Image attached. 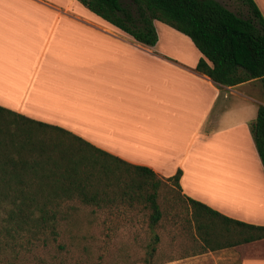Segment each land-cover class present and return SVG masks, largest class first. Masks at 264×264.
Instances as JSON below:
<instances>
[{
	"label": "crops",
	"instance_id": "1",
	"mask_svg": "<svg viewBox=\"0 0 264 264\" xmlns=\"http://www.w3.org/2000/svg\"><path fill=\"white\" fill-rule=\"evenodd\" d=\"M252 1L264 21V0ZM153 27L149 48L77 0H0V108L160 180L179 171L183 198L264 226V171L248 133L257 80L215 85L194 70L201 55L186 36ZM193 258L264 264V239Z\"/></svg>",
	"mask_w": 264,
	"mask_h": 264
},
{
	"label": "trees",
	"instance_id": "2",
	"mask_svg": "<svg viewBox=\"0 0 264 264\" xmlns=\"http://www.w3.org/2000/svg\"><path fill=\"white\" fill-rule=\"evenodd\" d=\"M238 1L246 7L248 17L238 16L215 0H77L144 47L151 48L157 41L154 21L186 36L201 55L194 70L217 86L259 81L261 104L249 132L264 169V21L252 0ZM0 114L18 119L8 126L0 122V214L10 230L48 232L55 241L59 228L67 222L64 206L74 195L83 203L97 205L102 201V186L108 185L109 175L119 166L132 170L151 190L141 197L131 192L129 179L120 196L128 201L140 197L147 203L151 235L145 255L152 259L158 243L152 227L161 212L155 184L150 183L156 176L149 169L129 165L60 128L1 108ZM179 175L177 171L165 181L178 189ZM185 201L198 249L194 254L264 239V226L232 220L189 198Z\"/></svg>",
	"mask_w": 264,
	"mask_h": 264
},
{
	"label": "rangeland",
	"instance_id": "3",
	"mask_svg": "<svg viewBox=\"0 0 264 264\" xmlns=\"http://www.w3.org/2000/svg\"><path fill=\"white\" fill-rule=\"evenodd\" d=\"M215 1L242 18L249 16L238 0ZM252 92L261 98L259 81L253 84ZM240 104L237 100L232 102L233 108ZM0 116L1 124L6 126L18 120L7 114ZM248 133L257 157L249 125ZM258 162L260 164L259 159ZM117 170H112L108 185L102 186V201L97 205L83 203L74 195L64 206L67 222L59 228L55 241L48 232L10 230L0 214V264H196V257H193L200 254H194L198 249L192 239L190 211L185 198L170 182L157 177L150 183L155 184L156 202L161 212L160 220L152 227L158 243L152 259H147L145 248L151 235L148 205L140 197L128 201L120 194L126 190L129 179L131 192L142 197L151 190L132 170L124 171L119 166ZM57 245L62 249L58 250Z\"/></svg>",
	"mask_w": 264,
	"mask_h": 264
}]
</instances>
